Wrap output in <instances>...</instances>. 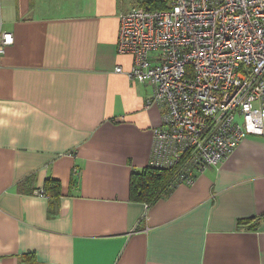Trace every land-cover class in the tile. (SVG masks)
<instances>
[{"label":"crops","instance_id":"crops-1","mask_svg":"<svg viewBox=\"0 0 264 264\" xmlns=\"http://www.w3.org/2000/svg\"><path fill=\"white\" fill-rule=\"evenodd\" d=\"M0 4L13 37L0 57V264H264V139L152 204L136 198L163 109H146L152 89L117 52L130 2ZM47 179L57 192L35 195Z\"/></svg>","mask_w":264,"mask_h":264},{"label":"built area","instance_id":"built-area-1","mask_svg":"<svg viewBox=\"0 0 264 264\" xmlns=\"http://www.w3.org/2000/svg\"><path fill=\"white\" fill-rule=\"evenodd\" d=\"M119 22L126 76L152 89L146 109H163L147 166L170 171V185L219 167L247 137L264 139V0H167ZM12 42L0 22V57Z\"/></svg>","mask_w":264,"mask_h":264},{"label":"trees","instance_id":"trees-1","mask_svg":"<svg viewBox=\"0 0 264 264\" xmlns=\"http://www.w3.org/2000/svg\"><path fill=\"white\" fill-rule=\"evenodd\" d=\"M139 5V7L147 10H163L166 8L167 0H141ZM172 179L173 177L170 171H159L147 166V168L134 179L135 183L133 188L136 191V198L142 199L149 204L156 202L159 198L165 196V193L170 191ZM57 187V181L47 179L44 182L43 187L39 189L42 190V196L51 198L54 193L57 192ZM39 189H36L35 191ZM249 221L245 223V221L242 220L239 221L238 224L242 226L244 225L243 223L248 224ZM29 260L33 261L32 259Z\"/></svg>","mask_w":264,"mask_h":264},{"label":"rangeland","instance_id":"rangeland-1","mask_svg":"<svg viewBox=\"0 0 264 264\" xmlns=\"http://www.w3.org/2000/svg\"><path fill=\"white\" fill-rule=\"evenodd\" d=\"M128 2H130V8H129V10L130 9H133V8H138L140 5V1L141 0H127ZM0 14H1V4H0Z\"/></svg>","mask_w":264,"mask_h":264}]
</instances>
